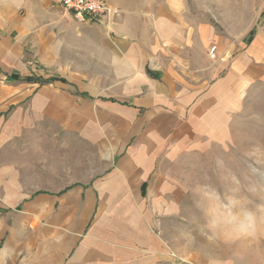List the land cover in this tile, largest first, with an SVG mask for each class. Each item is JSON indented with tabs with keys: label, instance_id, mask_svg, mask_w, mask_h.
<instances>
[{
	"label": "crops",
	"instance_id": "crops-1",
	"mask_svg": "<svg viewBox=\"0 0 264 264\" xmlns=\"http://www.w3.org/2000/svg\"><path fill=\"white\" fill-rule=\"evenodd\" d=\"M108 3L114 18L80 22L60 0H0V80L57 87L37 93L36 124L68 142L12 182L1 146L13 103L0 85V264H243L206 246L203 218L188 214L186 158L219 140L245 90L264 82V24L227 45V32L173 1ZM50 60L67 73L10 78L47 79Z\"/></svg>",
	"mask_w": 264,
	"mask_h": 264
},
{
	"label": "rangeland",
	"instance_id": "rangeland-1",
	"mask_svg": "<svg viewBox=\"0 0 264 264\" xmlns=\"http://www.w3.org/2000/svg\"><path fill=\"white\" fill-rule=\"evenodd\" d=\"M125 1L146 6L162 4L168 0ZM171 1L187 6V14L191 20L203 15L204 21L218 28L221 37L225 36L224 31L227 32L226 36L229 39L226 41L227 45L229 41L240 44L245 35L243 44H248L250 33L258 25L264 24V18L261 16L263 11L260 12L262 0H169ZM216 53L217 59H220L218 46ZM44 64L45 78L54 73L61 72L63 75L67 73L66 67H55L51 60ZM39 69L41 70V66ZM0 85L4 91L1 95H9L13 103L7 118L11 122L10 129H7L10 140L1 148L8 152L10 164L7 162L8 159L5 163L12 167L10 177L11 181L15 182L19 180L21 166H32L30 170H35L38 158L53 159L56 150L68 142H65L63 134L55 132L58 130L48 121L36 124L34 102L37 93L47 96L54 89L58 90L57 87L40 90L39 85L9 83L4 78L0 80ZM25 96L27 98L21 100V97ZM24 117L32 119L29 125L21 128L20 124ZM92 160L95 161L94 158ZM186 160L189 167L187 172L189 215L197 214L198 218L204 219L200 190L205 187L215 189L221 196L235 195L249 206L264 202V82L253 83L245 90L242 102L235 114L229 117V124L221 131L219 140L203 143V147L191 153ZM77 171L84 172L83 167H79ZM200 223H203V220L197 222V229ZM193 224V220L188 222L189 229L194 228ZM210 245L236 254L237 259L243 264H264V237L256 241L247 238L227 241L217 239L206 243V246Z\"/></svg>",
	"mask_w": 264,
	"mask_h": 264
},
{
	"label": "clouds",
	"instance_id": "clouds-1",
	"mask_svg": "<svg viewBox=\"0 0 264 264\" xmlns=\"http://www.w3.org/2000/svg\"><path fill=\"white\" fill-rule=\"evenodd\" d=\"M180 10L181 3H173ZM203 207V223L199 224L200 235L208 240L247 238L256 241L264 237V202L252 206L231 194L221 196L215 189L200 190Z\"/></svg>",
	"mask_w": 264,
	"mask_h": 264
},
{
	"label": "built area",
	"instance_id": "built-area-1",
	"mask_svg": "<svg viewBox=\"0 0 264 264\" xmlns=\"http://www.w3.org/2000/svg\"><path fill=\"white\" fill-rule=\"evenodd\" d=\"M63 10L71 14L77 21L84 22L99 18L111 20L119 10L108 3V0H60ZM217 46L210 48V56L217 58Z\"/></svg>",
	"mask_w": 264,
	"mask_h": 264
},
{
	"label": "trees",
	"instance_id": "trees-1",
	"mask_svg": "<svg viewBox=\"0 0 264 264\" xmlns=\"http://www.w3.org/2000/svg\"><path fill=\"white\" fill-rule=\"evenodd\" d=\"M261 16L264 18V10H263ZM255 31H256V29H254L250 33L249 40H252ZM10 78L11 79H15V80H19V81H29V82L30 81H37L38 80L40 83H43V84L49 83V82H51V81H53V80L56 79L54 77H50V78H47V79H41V78H38V77H30V76H28V77H21L18 74H13L12 76H10ZM63 80H65V79H63Z\"/></svg>",
	"mask_w": 264,
	"mask_h": 264
}]
</instances>
